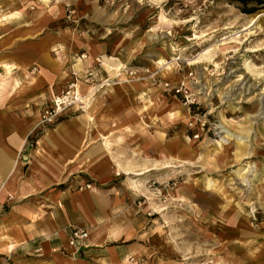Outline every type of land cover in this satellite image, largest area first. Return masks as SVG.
<instances>
[{"label": "rangeland", "instance_id": "obj_1", "mask_svg": "<svg viewBox=\"0 0 264 264\" xmlns=\"http://www.w3.org/2000/svg\"><path fill=\"white\" fill-rule=\"evenodd\" d=\"M6 31L27 65L22 75L0 72V84L8 80L0 105L11 87L17 129L23 118L38 121L17 168L26 171V153L57 121L93 119L94 101L49 123L39 113L68 84L74 53L95 43L89 59L115 61L105 64L113 70L103 145L149 243L175 264H264V0H0V36ZM42 74L55 77L44 102L23 110L42 91ZM6 180L0 214L24 212L2 200Z\"/></svg>", "mask_w": 264, "mask_h": 264}, {"label": "crops", "instance_id": "obj_2", "mask_svg": "<svg viewBox=\"0 0 264 264\" xmlns=\"http://www.w3.org/2000/svg\"><path fill=\"white\" fill-rule=\"evenodd\" d=\"M85 49L74 53L70 71L78 72L79 89L85 97L95 98L87 100L88 105L95 102L93 119L80 113L51 125L37 137L34 148L28 149L27 160L22 161L26 171L17 168V152L25 147L38 121L37 117L23 118L17 129L15 89L7 87L5 103L0 105V181L7 177V193H2L1 198L17 200L14 205H23L24 212L13 209L0 214V264H175L169 255L161 256L160 249L149 243L148 227L131 189L117 177L115 167L120 165L103 145L110 122V104L105 101L110 96L108 81L113 70L105 64L115 61L95 57V43L86 42ZM18 55L15 32H4L0 36V72L5 74L6 62L17 69L12 67L11 73L2 78L22 75L20 70L27 61ZM87 71L92 81L85 78ZM54 78L42 74L35 86L42 87L40 94L19 106L25 110L30 102L43 103L42 96L48 91L45 85ZM91 88L94 90L89 91ZM51 92L46 97L48 101L55 95ZM22 136L24 140L18 147ZM36 204L46 206L43 214L33 212ZM73 226L89 234L86 245L78 251L67 245V233ZM12 240L15 242L10 250L7 244Z\"/></svg>", "mask_w": 264, "mask_h": 264}, {"label": "built area", "instance_id": "obj_3", "mask_svg": "<svg viewBox=\"0 0 264 264\" xmlns=\"http://www.w3.org/2000/svg\"><path fill=\"white\" fill-rule=\"evenodd\" d=\"M77 73V71L71 69L68 84L46 102L47 104L40 112L41 123L52 122L70 110H83L84 106L86 105V97L79 89V81L81 78ZM91 76V73L87 71L85 78H88L90 81H92ZM93 88H91L89 91H93ZM85 186L89 187V184H86ZM88 236L89 234L86 229L73 226L67 233V245L78 251V249L86 245Z\"/></svg>", "mask_w": 264, "mask_h": 264}, {"label": "bare ground", "instance_id": "obj_4", "mask_svg": "<svg viewBox=\"0 0 264 264\" xmlns=\"http://www.w3.org/2000/svg\"><path fill=\"white\" fill-rule=\"evenodd\" d=\"M46 1V0H45ZM257 19V18H256ZM253 21H255V18H254V20ZM252 24V23H251ZM164 63V62H163ZM169 64V63H168ZM172 64V63H171ZM166 66V65H165ZM5 72H10L11 71V67H10V64H5ZM171 67V66H170ZM167 69V68H166ZM90 101V100H89ZM88 105V102L86 103V106ZM213 184H214V181L212 180V179H206V185L208 186V187H211V186H213Z\"/></svg>", "mask_w": 264, "mask_h": 264}]
</instances>
